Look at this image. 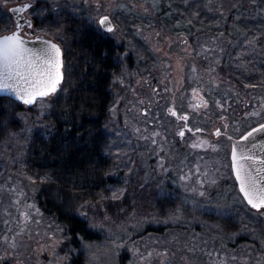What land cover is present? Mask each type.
Listing matches in <instances>:
<instances>
[{
  "label": "rangeland",
  "instance_id": "rangeland-1",
  "mask_svg": "<svg viewBox=\"0 0 264 264\" xmlns=\"http://www.w3.org/2000/svg\"><path fill=\"white\" fill-rule=\"evenodd\" d=\"M26 2L32 6L25 15L34 23L23 28L28 37L55 39L35 24L36 16L45 18L48 11L85 16L98 26L100 17L109 15L115 23L109 34L126 50L114 80L107 125L112 148L107 154L124 183L116 195L123 198L127 190L132 195L137 185L144 191L136 192L137 206L129 212L111 213L102 207L100 215L94 204L90 213L80 208L102 237L82 240L80 249L68 247L63 225L33 208L32 191L19 178L26 142L45 119L47 100L54 96L38 100L33 116L21 115L22 133L0 146V264H71V252L80 250L85 264H222L225 254L227 264H264V236L240 210L248 205L232 172L231 141L223 134L240 136L264 122V87H242L230 75L234 67L257 71L264 63L261 33L253 35L248 24H239L243 18H264V0H0V12L13 23L8 32L16 25L9 8ZM254 37L256 44L249 46L246 41ZM130 55L133 65L124 60ZM193 88L207 106L190 107L196 102ZM173 106L181 115L187 112L188 120L169 112ZM216 129L222 133L216 135ZM153 132L160 135L153 137ZM199 139L209 144L193 148ZM113 193L109 198L117 201ZM252 210L264 220V209ZM207 213L236 215L244 223L236 234L241 241L230 244L206 228ZM167 225L172 227L165 234L141 235L149 226Z\"/></svg>",
  "mask_w": 264,
  "mask_h": 264
},
{
  "label": "trees",
  "instance_id": "trees-1",
  "mask_svg": "<svg viewBox=\"0 0 264 264\" xmlns=\"http://www.w3.org/2000/svg\"><path fill=\"white\" fill-rule=\"evenodd\" d=\"M35 24L39 29L48 30L62 44L65 78L57 95L49 100L42 98L48 103L47 114L26 142L19 178L27 186L26 190L32 191L33 208L63 225L67 235L65 243L80 249L82 240L94 242L102 237L90 226V205L94 204L100 215L102 207L111 213L119 209L129 212L137 206L136 192L138 195L144 191L137 185L132 195L130 190L123 198L121 194L116 195L124 183L118 175L120 172L116 171V163L107 154L112 148L107 125L112 115L114 80L122 69L121 58L126 47L90 18L71 12L48 11L45 18L37 15ZM239 24L245 28L248 24L253 35L261 33L260 41L264 43V18H243ZM12 25L0 12V34L8 32ZM124 60L133 65L131 55ZM257 66V71L234 67L230 75L242 87H264V63ZM37 106V102L26 106L0 96V146L12 134L22 133L21 115L33 116ZM112 193L117 201L109 198ZM82 207H87L86 216L80 213ZM240 210L247 213V219L253 221V226L264 236V220H258L249 206L242 205ZM205 216L210 221L206 228L213 229L230 244L244 224L236 215L207 213ZM170 227L172 225L149 226L141 235L165 234ZM71 256V264H85L87 260L82 250L77 254L71 252Z\"/></svg>",
  "mask_w": 264,
  "mask_h": 264
},
{
  "label": "snow or ice",
  "instance_id": "snow-or-ice-1",
  "mask_svg": "<svg viewBox=\"0 0 264 264\" xmlns=\"http://www.w3.org/2000/svg\"><path fill=\"white\" fill-rule=\"evenodd\" d=\"M30 6V4H25L18 9H12V11L22 13ZM97 7H99V3H97ZM99 26L102 31L106 30L108 33L116 30V25L112 23L108 15L100 17ZM24 27L32 28L33 24L30 19L21 16L16 21L15 31L0 35V92L12 94L24 103L31 105L36 103L38 98L47 97L60 87V83L64 79V60L61 46L51 39L35 36L33 39L40 43L39 46H32L29 40L21 35ZM246 43L249 46L255 45L256 38L254 37ZM192 92L193 99L196 102L191 103L190 107L198 109L200 106H207L208 101L203 94L197 95V89L195 88L192 89ZM217 103L219 102L217 101ZM220 107H223V105H220ZM144 111L147 110L144 109ZM168 111L179 116L182 120H188V113L185 112L181 115L176 111L175 106L170 107ZM255 114L259 115V113ZM184 127L187 128L189 125L185 124ZM135 130L138 133L140 132L139 128ZM194 131L199 132L201 130L195 129ZM257 133L264 136V124L253 127L241 136V141H245V143H233L231 159L235 170V178L239 182V189L243 196L254 208L264 209V139H258L255 135ZM184 134V130L181 129L179 135L183 137ZM216 134H220L219 129H216ZM151 135L155 137L159 136L160 133L153 132ZM141 138L149 139L147 136ZM152 143L155 144L157 141L153 139ZM208 144V141L199 139L198 142H193L192 147L204 148ZM213 147H218V145ZM160 159L163 161L164 157L161 156ZM197 171H199L198 165ZM189 178L190 174L184 177V179ZM204 182V180L200 181L201 184ZM212 182L215 183V181ZM20 195H23V193ZM201 195H203V192H201ZM23 215L25 220L30 219L27 211ZM3 239L7 241L9 238L5 236ZM11 242L12 246L15 247V236L12 237ZM222 264H227L226 254Z\"/></svg>",
  "mask_w": 264,
  "mask_h": 264
},
{
  "label": "water",
  "instance_id": "water-1",
  "mask_svg": "<svg viewBox=\"0 0 264 264\" xmlns=\"http://www.w3.org/2000/svg\"><path fill=\"white\" fill-rule=\"evenodd\" d=\"M25 4H30V5L32 6V3H31V2H26V3H22V4H16V5L11 6V7L9 8V11H10V13L13 15L15 22H16L17 20H19L21 16H23V17H26L27 19H30V20L32 21L33 26H34L33 20H32L31 18H28V17L25 15V11L28 10L31 6L28 7V8H26L22 13H20V12H13V11H12V9H14V8H15V9H18V8L22 7L23 5H25ZM108 16H109V15H108ZM109 17H110V16H109ZM110 19H111V17H110ZM111 21H112V23H114L112 19H111ZM114 24H115V23H114ZM15 30H16V28H15L13 31H15ZM104 31H106V30H104ZM10 32H12V31H10ZM10 32H5V33H2V34H0V35L9 34ZM21 35H23V34H22V31H21ZM23 36H25V35H23ZM42 37H44V39H51V40H53L55 43H58V44L61 46V49L63 50V60H64V49H63L62 44H61L59 41H57L56 39L52 38V37H49V36H42ZM25 38L29 40V42H30V44H31L32 46H39V43H40V42H39V41H35V40L33 39L34 37H28V36H25ZM64 78H65V69H64ZM63 81H64V79L61 81V83H60V87L57 89V91L54 92V93H51V94H50L49 96H47V97H51V96H55V95H57L58 92L60 91L61 87H62ZM0 96H7V97H10L11 99H14V100H16V101H19V102L23 103V104L26 105V106H32V105L35 104V103H34V104H31V105L26 104V103H24L23 101L19 100L17 97H15V96H13L12 94H9V93L0 92ZM47 97H44V98H47ZM40 99H41V98H38V100H40ZM38 100H37V101H38ZM259 124H264V122H261V123H259ZM259 124L255 125V126H253V127H257ZM253 127H252V128H253ZM252 128H250V129L247 130L246 132L250 131ZM219 130H220V129H219ZM246 132H245V133H246ZM221 133H222V131L220 130V134H221ZM245 133H243V134L240 135V136H234V135H231V134H229V133H223V134H224L227 138H229V140L231 141V152H232V145H233L234 142L245 143V141H241V139H240L241 136H243ZM215 134H216V131H215ZM216 135H217V134H216ZM255 135L257 136L258 139H264V136H261V134H259V133L255 134ZM250 139H251V138H250ZM257 151H259V149H257ZM230 156H231V155H230ZM231 166H232V172H233V175H234V178H235V170H234V168H233V162H232V159H231ZM235 181H236V184H237L238 189H239V182L236 180V178H235ZM239 192L241 193V195H242V197L244 198L246 204H247L250 208L255 209V210H259V209L254 208L252 205H250V204L247 202V198L243 196V193L240 191V189H239Z\"/></svg>",
  "mask_w": 264,
  "mask_h": 264
},
{
  "label": "flooded vegetation",
  "instance_id": "flooded-vegetation-1",
  "mask_svg": "<svg viewBox=\"0 0 264 264\" xmlns=\"http://www.w3.org/2000/svg\"><path fill=\"white\" fill-rule=\"evenodd\" d=\"M22 31H23V29H22Z\"/></svg>",
  "mask_w": 264,
  "mask_h": 264
}]
</instances>
